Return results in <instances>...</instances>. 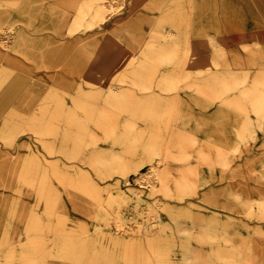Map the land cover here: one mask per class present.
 <instances>
[{
	"label": "rangeland",
	"instance_id": "374dc122",
	"mask_svg": "<svg viewBox=\"0 0 264 264\" xmlns=\"http://www.w3.org/2000/svg\"><path fill=\"white\" fill-rule=\"evenodd\" d=\"M106 1L0 0V264H264V0Z\"/></svg>",
	"mask_w": 264,
	"mask_h": 264
},
{
	"label": "bare ground",
	"instance_id": "6f19581e",
	"mask_svg": "<svg viewBox=\"0 0 264 264\" xmlns=\"http://www.w3.org/2000/svg\"><path fill=\"white\" fill-rule=\"evenodd\" d=\"M190 2H191V5H193L195 2H196V0H189ZM113 2V1H112ZM109 3V2H108ZM112 5H111V3L110 4H107V1L106 0H102V2L100 3V7L101 8H103V9H107L108 7H111ZM98 7V6H97ZM81 8V7H80ZM98 9V8H97ZM83 10H85V9H83ZM105 15V14H104ZM85 17H86V15H85ZM68 18V17H67ZM98 20V19H97ZM89 21H91V20H89ZM101 21V20H100ZM94 22H96V21H94ZM72 24V23H71ZM101 24V23H100ZM20 25V24H19ZM18 25V26H19ZM70 26V25H69ZM112 26V25H111ZM71 27V26H70ZM100 28V27H99ZM90 30H91V28H89ZM93 29V28H92ZM109 29V28H108ZM68 30H69V28H68ZM71 30V29H70ZM73 30V29H72ZM85 31V30H84ZM87 31V30H86ZM91 33V32H90ZM107 33V32H106ZM72 36V35H71ZM97 36V34H89L86 38H84V39H82L83 38V35H79V38H78V40L77 41H79V42H82V43H85V42H87V40H90L91 38L93 39V38H95ZM66 37V36H65ZM1 48V47H0ZM99 51V50H98ZM97 52V51H96ZM96 54V53H95ZM114 65V64H113ZM93 66V65H92ZM50 70V69H49ZM112 88L113 89H115L114 88V86H112ZM121 197V196H120ZM128 236V235H127Z\"/></svg>",
	"mask_w": 264,
	"mask_h": 264
}]
</instances>
